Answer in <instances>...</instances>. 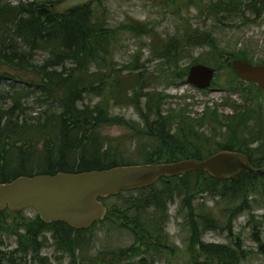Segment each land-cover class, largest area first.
Returning a JSON list of instances; mask_svg holds the SVG:
<instances>
[{
	"label": "trees",
	"instance_id": "trees-1",
	"mask_svg": "<svg viewBox=\"0 0 264 264\" xmlns=\"http://www.w3.org/2000/svg\"><path fill=\"white\" fill-rule=\"evenodd\" d=\"M62 1L10 4L0 0V183L19 176L203 159L220 150L244 153L255 168L264 165V91L252 83L247 84V89L240 87L243 81L228 65L233 60L256 64L254 55L244 47L225 49L214 37L216 23L246 24L261 18L264 0H181L179 4L177 0H166L165 5L174 9L171 15L180 21L175 34L166 40L155 39V23L150 27L126 19L117 26H109L104 0L61 12L58 4ZM191 8L196 10L195 16L188 18ZM123 33L154 40L153 59L161 61L159 77L166 85L174 84V80L184 82L191 65L215 66L217 60L221 61L212 67L216 74L211 87L240 93L242 103L225 99L224 104L232 108V114L227 116L205 106L199 120L188 116L187 106L164 110L167 98L173 97L155 90L153 75L138 64L139 55L131 64L114 69L112 60ZM194 48L207 49L210 58L204 59L202 54L193 58ZM39 52L48 54L41 65L32 61ZM186 57L191 60L182 68L180 62ZM221 64L229 67V77L223 84L218 82L217 71L227 67ZM91 96L100 100L92 106L85 105L84 99ZM31 97L41 99L35 116L26 113L25 103ZM114 104L133 107L140 124L114 118L111 115ZM213 123L217 127L206 132L205 127ZM113 125L127 126L133 137L116 143L101 134V129ZM135 137L139 140H134ZM214 140L221 143L217 142L210 150ZM134 142L135 156H141V161L124 157ZM257 143L258 147L252 149ZM39 155L44 156L43 168L38 167ZM260 179L264 175L240 173L232 179L217 180L201 171L163 177L151 187L110 197L122 200V204H111L104 219L87 230H74L62 223L46 224L38 215L26 218L23 211L6 209L0 212V261L17 264L19 258L27 263L29 258L32 264H45L47 259L40 252L45 248L42 240L46 233H50L56 252L69 257V264H153L157 259H173L177 250L169 244L165 228L168 205L180 198L186 209L189 232L185 262L243 264L253 255L252 251L237 244L232 247L206 243L202 236L213 229L231 235L236 215L251 211L247 199L258 190ZM198 194L227 201L223 210L224 228L209 213H195L193 202ZM252 215L249 223H255ZM108 222L130 232L132 244L117 251L90 254L92 237L84 240L82 235H91L96 225ZM12 237L15 246L7 251L11 242L6 244L4 239ZM252 241L259 242L256 236H252ZM259 250L264 254L261 247Z\"/></svg>",
	"mask_w": 264,
	"mask_h": 264
},
{
	"label": "rangeland",
	"instance_id": "rangeland-1",
	"mask_svg": "<svg viewBox=\"0 0 264 264\" xmlns=\"http://www.w3.org/2000/svg\"><path fill=\"white\" fill-rule=\"evenodd\" d=\"M32 1L36 2H49L50 0H6L10 4L16 3H29ZM181 0H177V4ZM166 0H104L103 5L108 10V25L117 26L123 23L126 19L133 20L139 23H146L150 27L157 25L154 28L155 39L166 40L175 34V27L179 24V20L171 15V10H174L171 6H167ZM185 12V8L182 9ZM196 10L194 8L189 9L188 18L195 16ZM250 20L253 18L250 16ZM193 22H196L197 20ZM202 22V21H200ZM210 25V23H208ZM213 26V25H212ZM214 37L216 38L218 44L229 50L246 48L250 54L254 55L253 63H264V15L254 20L253 22H246V24L235 23L232 25L216 23L214 24ZM154 36V35H153ZM122 42L120 43L119 49L115 52V57L112 60L114 69H120L122 66H127L134 61V57L140 56L138 64L141 65L142 69H146L147 72L151 73L154 77L153 86L155 90L162 91L168 96L173 98H167L166 104L163 107L164 110L168 108L179 109L181 107L187 106L188 116L195 120H199L203 115V109L205 106L215 108L218 114L221 116H227L232 114V108L224 104V100L234 102L235 104H241L243 97L240 93L228 92L217 90L210 87L206 90H198L189 84L184 82L174 80V84L166 85L163 79L159 77V68L161 62L159 59H153V47L154 40L149 37L136 38L128 33H123L120 37ZM153 41V42H152ZM202 54V58H210L207 49L203 51L199 48H194L191 55L193 58H198ZM48 57L45 52H39L37 55L32 57V61L41 65ZM191 58H183L180 62L181 67L185 68L189 64ZM222 63L217 60L215 66ZM159 64V65H158ZM210 67H215L209 65ZM223 66V64H221ZM223 67H227L224 65ZM229 67L217 71L219 76L218 82L223 84L225 80L229 77ZM126 74V72H124ZM161 75V74H160ZM186 79V78H185ZM248 83L243 81L240 87L247 89ZM21 85V84H19ZM1 88V86H0ZM253 92H256L255 88L251 87ZM5 91L8 88H4ZM39 93H35V96ZM181 98V99H179ZM38 99L40 98H29L26 106L28 110L26 113L31 116L36 115L38 111ZM100 100V97H87L84 99V104L92 106ZM44 104V103H43ZM42 104V105H43ZM144 104V101H143ZM217 105V106H216ZM215 106V107H214ZM6 107V106H4ZM263 114H264V101H263ZM111 115L114 118L122 117L126 122L130 124L137 125L140 124L139 114L135 109L128 105H113L111 109ZM217 125L215 123L209 124L205 127L206 132L209 129L212 130ZM102 135L107 136L111 140H115L119 143L122 140L129 139L133 137V131L127 126L123 125H113L111 127H106L100 130ZM134 140H139L134 138ZM215 141V140H214ZM221 143L220 141H215L211 144V149L216 147V143ZM136 142H134L131 147L128 148L127 153L124 154L125 158L130 157V160L141 161V156H135ZM252 149L258 147V143L251 146ZM39 164L38 167H44V156H37ZM264 168V165L262 166ZM260 167V168H262ZM34 170V169H33ZM191 182L194 177H190ZM258 190L250 195L247 199L251 211H246L244 213L237 214L232 221L231 235H229L224 230H208L203 236L202 240L206 243H218L226 244L229 246H241L244 250H249L253 252V255L248 256L243 264H264V254L259 250V247L264 251V179L258 181ZM263 185V187H262ZM159 185L157 186V188ZM107 208L111 207V204H122V200H117L115 198H109L104 201ZM227 201H218V199H211L207 194H198L194 199L193 206L196 214L209 213L212 217L218 219L220 226L225 227V220L223 218V210L226 208ZM255 217V223H249L250 214ZM37 215L34 209L28 208L23 211V216L26 218H34ZM168 222L165 228L166 233L169 237V244L174 245L177 250V254L173 259L162 258L154 261L153 264H189L184 258L185 249L187 246V240L189 237V232L187 229L186 220V209L181 203L180 198H176L172 204L168 205ZM215 219V220H216ZM254 234V235H253ZM252 236H256L259 242L252 241ZM89 243L90 254H95L100 250L106 251H117L128 247L133 242V236L127 230L118 229L115 225L111 223H105L104 225H96L90 234H83L82 239L87 240L91 238ZM14 237L11 239H4L6 244V250H12L15 244L13 242ZM45 248L40 252L41 257L46 258L45 264H69V257L65 254L57 253L53 241L51 239L50 233L45 234ZM19 257V256H18ZM17 264H32L29 258L24 261H20L17 258ZM1 264H6L4 259H1ZM201 264V263H199Z\"/></svg>",
	"mask_w": 264,
	"mask_h": 264
},
{
	"label": "water",
	"instance_id": "water-1",
	"mask_svg": "<svg viewBox=\"0 0 264 264\" xmlns=\"http://www.w3.org/2000/svg\"><path fill=\"white\" fill-rule=\"evenodd\" d=\"M93 0H63L58 10L85 5ZM242 81L255 84L264 91V65L241 60L228 63ZM216 70L203 64L189 66L186 83L198 90L211 87ZM201 171L217 180L232 179L240 173L264 175V170L251 165L241 152L220 150L203 159L136 165H117L108 169L79 173L57 172L19 176L0 183V212H21L32 208L46 224L62 223L74 230H87L104 219L105 199L127 190L153 186L163 177H181Z\"/></svg>",
	"mask_w": 264,
	"mask_h": 264
},
{
	"label": "flooded vegetation",
	"instance_id": "flooded-vegetation-1",
	"mask_svg": "<svg viewBox=\"0 0 264 264\" xmlns=\"http://www.w3.org/2000/svg\"><path fill=\"white\" fill-rule=\"evenodd\" d=\"M261 169H263L264 170V168L262 167Z\"/></svg>",
	"mask_w": 264,
	"mask_h": 264
}]
</instances>
